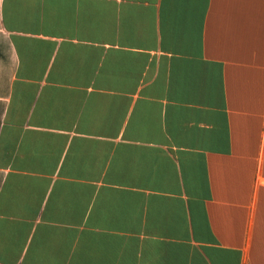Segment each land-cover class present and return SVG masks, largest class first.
Instances as JSON below:
<instances>
[{"label":"crops","instance_id":"1","mask_svg":"<svg viewBox=\"0 0 264 264\" xmlns=\"http://www.w3.org/2000/svg\"><path fill=\"white\" fill-rule=\"evenodd\" d=\"M0 264H264V0H0Z\"/></svg>","mask_w":264,"mask_h":264}]
</instances>
